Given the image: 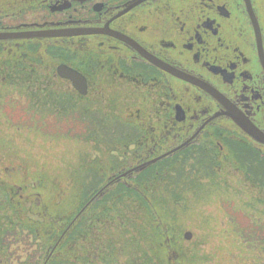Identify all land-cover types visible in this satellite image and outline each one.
Listing matches in <instances>:
<instances>
[{"label": "trees", "instance_id": "trees-1", "mask_svg": "<svg viewBox=\"0 0 264 264\" xmlns=\"http://www.w3.org/2000/svg\"><path fill=\"white\" fill-rule=\"evenodd\" d=\"M18 1L10 0L3 7L0 0V15H15ZM57 43L32 42L37 67L47 70L46 75L39 72L33 77L38 85L53 81L48 70L54 71L58 64L72 66L88 75V80H96L94 56L73 47L63 49ZM14 44L0 42V119L2 113L7 122L18 123L17 128L12 124L15 130L43 139L62 137L83 142L90 145L94 156L83 158L79 153L61 188L48 182L49 178L46 185L39 181L42 189L58 194L49 205L40 199L19 198L8 184L0 187V264H202L198 243L193 238L184 240L186 223L195 205L218 196L222 200L239 198V203H224L228 211L238 206L236 212H228L233 232L248 249L264 253V220L258 217L255 199L264 162H258L256 154L241 145L228 148L232 171L241 175L234 184L242 185V178L249 182L242 200V188L227 184L228 172L219 146L209 155L187 147L133 173L127 185H113L101 196L98 192L123 172L116 171L118 168L125 171L148 160L144 140L129 137L146 133V129L135 119H116L115 102L101 105L95 91L81 97L72 89L50 91L38 86L37 90H27L33 83H25L31 80L22 56L25 49ZM19 100L24 103L19 105ZM18 115L22 118L15 121ZM21 215L24 218L18 219ZM21 244L27 246L28 253L23 261L19 260L20 250H16ZM30 248L32 252H28Z\"/></svg>", "mask_w": 264, "mask_h": 264}, {"label": "flooded vegetation", "instance_id": "flooded-vegetation-1", "mask_svg": "<svg viewBox=\"0 0 264 264\" xmlns=\"http://www.w3.org/2000/svg\"><path fill=\"white\" fill-rule=\"evenodd\" d=\"M29 2L19 0L15 15H0V33L48 29H94L98 33L0 41L25 49L22 56L31 78L25 83H33L27 90H37L38 86L50 91L74 90L56 73L57 67L65 64L48 70L52 82L38 85L33 80L39 72L46 75L47 70L37 67L32 42L58 41L66 50L79 47L88 57H95L96 80L65 66L85 78L87 93L95 91L100 104L105 99L101 93L107 92L105 101L115 102L116 119L125 108H133L135 101L143 103L142 111L135 113L146 133L129 135L144 140L149 158L141 164L186 141L188 145L177 152L192 146L209 155L219 146L228 172L227 184L232 172L238 173L229 164L231 144L245 147L257 155L258 162H264V144L250 138L232 119L248 121L264 136V0H31L32 6ZM93 43L96 51L87 52ZM142 53L190 81L160 70ZM221 140L224 145H220ZM2 168L0 165V177L5 173ZM130 169L116 171L123 174ZM121 174L107 184L120 179L126 182L133 173L122 178ZM242 180L246 188L249 182ZM5 184L0 180V187ZM255 199L258 217L264 220V168L256 181Z\"/></svg>", "mask_w": 264, "mask_h": 264}, {"label": "rangeland", "instance_id": "rangeland-1", "mask_svg": "<svg viewBox=\"0 0 264 264\" xmlns=\"http://www.w3.org/2000/svg\"><path fill=\"white\" fill-rule=\"evenodd\" d=\"M4 5L10 3V0H3L1 2ZM33 18V17H32ZM31 21V19L26 20ZM76 47V46H74ZM95 44L87 46V52H95ZM76 50L80 51L79 47ZM88 94V93H87ZM87 94L85 96H87ZM106 99L107 92L101 93ZM143 98V97H142ZM105 99L101 105H106ZM144 99H141V101ZM132 102V101H131ZM24 100H19L18 104L22 105ZM128 103V102H124ZM133 103V102H132ZM119 103L117 102V105ZM123 104V103H122ZM144 107L138 102H134V106L131 109L125 108V111L120 114V118L126 121H137V110ZM104 113L109 114L110 110L104 108ZM128 113H130L128 115ZM138 116H142L141 113ZM2 119H0V165L2 171L5 173L0 177V180L6 181L9 186L18 191L20 198H27L29 200L40 201L45 205L53 203L57 198L56 193L52 190L42 189L39 181H42V185H46L45 179L49 178L48 182L55 186L66 185L67 174L75 168V164L78 159L79 153H83V158H93V152L90 145L83 142L75 143L72 140L58 137L56 139H43L42 137L33 134L31 132H24L22 130H15L17 124L7 122L5 117L1 113ZM24 117V116H23ZM20 115L15 117V121L20 119ZM8 119V118H7ZM10 123V125L8 124ZM8 124V125H6ZM12 124L15 128L12 127ZM87 156V157H86ZM113 175V174H112ZM111 175V176H112ZM232 178L230 184L234 189L237 187L246 191L247 188H243L242 185L236 186L237 180L240 179L238 173L232 172ZM122 178V177H121ZM236 180V181H235ZM119 181V177H118ZM118 183L123 185L127 184L120 179L119 182L107 184L104 186L99 195L102 192ZM227 193L233 194L231 191ZM225 198V196H224ZM241 200L245 197H240ZM40 199V200H38ZM50 200V202H49ZM233 201L235 204L239 203V198L235 197L222 200L220 196L211 198L209 203L200 202L199 205H195L192 209L191 218L188 219L186 226L192 234L193 241L198 243V256L204 261L202 264H264V253L259 254L257 250L248 249L245 243L233 232V225L230 221L228 212H236L238 206L235 205L232 209L229 207V211L225 208L224 203ZM243 202V201H242ZM254 214V212H252ZM118 215V214H117ZM255 216V215H254ZM24 216H20L18 219H23ZM119 218V215H118ZM119 220V219H118ZM252 220V219H251ZM257 223H259V220ZM190 239L189 241H191ZM27 246L20 245V249H16L19 252V260L23 261L27 254ZM33 250L30 248L28 252Z\"/></svg>", "mask_w": 264, "mask_h": 264}, {"label": "water", "instance_id": "water-1", "mask_svg": "<svg viewBox=\"0 0 264 264\" xmlns=\"http://www.w3.org/2000/svg\"><path fill=\"white\" fill-rule=\"evenodd\" d=\"M98 31L94 29H48V30H32V31H26L22 33H0V41L4 40H14V39H54V38H66V37H72V36H79V35H95ZM142 56L150 62L152 65L156 66L160 70L166 72L167 74L179 78L185 81H190L187 77H184L181 73H179L177 70L172 69L171 67L155 60L154 58L148 56L145 53H142ZM56 73L59 78L63 80H67L71 83L72 88L78 93L80 96H85L87 94V85L85 78L78 73L77 71L65 66V65H59L56 69ZM178 107L176 106V110ZM234 123L244 132L246 133L250 138H252L254 141L264 144V136L254 127L252 126L248 121L239 119V118H232ZM178 120V118H177ZM188 145V142L186 141L183 145H181L179 148H175L155 159H152L148 162H145L141 165H138L132 169H130L128 172L121 174L120 177H124L127 174L141 172L150 165L155 164L156 162L164 159L167 156L172 155L173 153L177 152L178 149L184 148ZM118 179V177L116 178ZM184 240L189 241L192 237L190 232H186L184 234Z\"/></svg>", "mask_w": 264, "mask_h": 264}]
</instances>
